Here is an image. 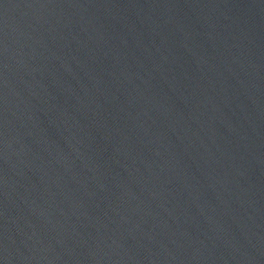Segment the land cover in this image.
Instances as JSON below:
<instances>
[{
  "label": "water",
  "instance_id": "obj_1",
  "mask_svg": "<svg viewBox=\"0 0 264 264\" xmlns=\"http://www.w3.org/2000/svg\"><path fill=\"white\" fill-rule=\"evenodd\" d=\"M0 264H264V0H0Z\"/></svg>",
  "mask_w": 264,
  "mask_h": 264
}]
</instances>
